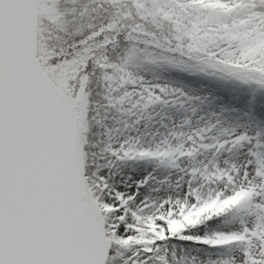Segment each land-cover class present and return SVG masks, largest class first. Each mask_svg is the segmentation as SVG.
Wrapping results in <instances>:
<instances>
[{
    "label": "snow or ice",
    "instance_id": "1",
    "mask_svg": "<svg viewBox=\"0 0 264 264\" xmlns=\"http://www.w3.org/2000/svg\"><path fill=\"white\" fill-rule=\"evenodd\" d=\"M261 95L264 0H0V264H264Z\"/></svg>",
    "mask_w": 264,
    "mask_h": 264
},
{
    "label": "rangeland",
    "instance_id": "2",
    "mask_svg": "<svg viewBox=\"0 0 264 264\" xmlns=\"http://www.w3.org/2000/svg\"><path fill=\"white\" fill-rule=\"evenodd\" d=\"M171 75L186 85L198 88L201 92L212 93L215 96L232 101L238 107L248 102L250 94L245 93L241 89H237L235 85L226 84L214 78L189 76L177 72H173ZM252 115L259 122L264 123V95L259 96L252 105Z\"/></svg>",
    "mask_w": 264,
    "mask_h": 264
},
{
    "label": "bare ground",
    "instance_id": "3",
    "mask_svg": "<svg viewBox=\"0 0 264 264\" xmlns=\"http://www.w3.org/2000/svg\"><path fill=\"white\" fill-rule=\"evenodd\" d=\"M260 99V98H259Z\"/></svg>",
    "mask_w": 264,
    "mask_h": 264
}]
</instances>
